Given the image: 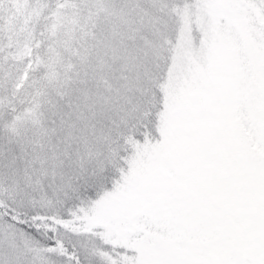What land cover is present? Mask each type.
Here are the masks:
<instances>
[{
  "label": "snow or ice",
  "instance_id": "obj_1",
  "mask_svg": "<svg viewBox=\"0 0 264 264\" xmlns=\"http://www.w3.org/2000/svg\"><path fill=\"white\" fill-rule=\"evenodd\" d=\"M0 264H264V0H0Z\"/></svg>",
  "mask_w": 264,
  "mask_h": 264
}]
</instances>
